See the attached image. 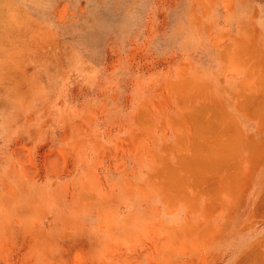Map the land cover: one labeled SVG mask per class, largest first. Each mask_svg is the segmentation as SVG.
<instances>
[{
  "label": "rangeland",
  "instance_id": "1",
  "mask_svg": "<svg viewBox=\"0 0 264 264\" xmlns=\"http://www.w3.org/2000/svg\"><path fill=\"white\" fill-rule=\"evenodd\" d=\"M0 264H264V0H0Z\"/></svg>",
  "mask_w": 264,
  "mask_h": 264
},
{
  "label": "bare ground",
  "instance_id": "2",
  "mask_svg": "<svg viewBox=\"0 0 264 264\" xmlns=\"http://www.w3.org/2000/svg\"><path fill=\"white\" fill-rule=\"evenodd\" d=\"M207 121H208V120H207ZM211 132H212V131H211ZM209 135H210V134H209ZM205 138H206V137H205ZM199 144H201V143H199ZM195 150H198V146H197V148H196ZM200 151H201V150H199V152H200ZM205 155H206V154H205ZM207 157L209 158L208 155H207ZM197 160H198V159H197ZM197 160H196V161H197ZM191 161H193V162L195 163L194 160H191ZM197 162H198V161H197ZM195 164H197V163H195ZM195 164H194V165H195ZM201 166H202V165H201ZM201 166H200V167H201ZM203 166H204V165H203ZM203 166H202V167H203ZM202 167H201V168H202ZM188 169H189V167H188ZM191 171H192V170H191ZM175 177H176V176H175ZM179 177H180V176H179ZM176 178H177V177H176ZM181 181H182V180H181ZM180 183H181V182H180ZM174 184H176V183H174Z\"/></svg>",
  "mask_w": 264,
  "mask_h": 264
}]
</instances>
